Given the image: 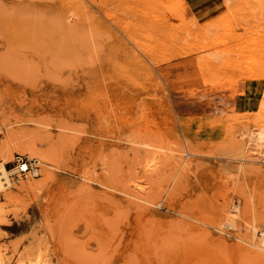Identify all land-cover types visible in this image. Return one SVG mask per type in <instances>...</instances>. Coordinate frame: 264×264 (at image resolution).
Instances as JSON below:
<instances>
[{
	"label": "rangeland",
	"instance_id": "1",
	"mask_svg": "<svg viewBox=\"0 0 264 264\" xmlns=\"http://www.w3.org/2000/svg\"><path fill=\"white\" fill-rule=\"evenodd\" d=\"M50 3L53 82L46 47L41 62L28 38L5 54L0 35V81L35 93L0 84V162L35 166L0 190L8 263L45 240L46 264H264L258 8L201 24L186 0ZM21 128L39 130L40 157L8 144Z\"/></svg>",
	"mask_w": 264,
	"mask_h": 264
},
{
	"label": "bare ground",
	"instance_id": "2",
	"mask_svg": "<svg viewBox=\"0 0 264 264\" xmlns=\"http://www.w3.org/2000/svg\"><path fill=\"white\" fill-rule=\"evenodd\" d=\"M50 2H51V0H50ZM50 2H48L47 0L44 2L41 0H0V28L3 30V32H1L0 35L3 36V38L6 41V49L4 52L5 54L11 49V46L13 43H15L16 41H22V40H25L26 38H28L33 43V47L31 50L32 51L31 56L39 59V62H41L43 59L42 55H44L43 54V52L45 50L44 48L46 47V51H47L48 55H46L47 62L45 64V67H46L45 68V70H46L45 75H47V77L49 79H51V78L53 79L52 74H53L54 68H53L52 44H53V39H54L55 22L57 21V20L55 21V19H57V17H55V13H56L55 7H57V6L54 5L55 3L52 4ZM257 2L260 4V6H258L259 9L261 7H264V0H257ZM259 11L257 9V12H256L257 16H255L257 18L258 22L260 21V19L261 20L264 19V16H263L264 14L262 12H259ZM250 15H251L250 17L252 18L253 15L252 14H250ZM56 16H57V14H56ZM254 20H256V19H254ZM259 23H261V25L263 24V26H264V21H260ZM252 26H258V25L252 24ZM260 40L259 39L254 40L253 45H255V48H252L253 51L257 52L260 50H264V46H263L264 43H263V41H260ZM28 55L29 54H27V56ZM3 58H5V57L1 53L0 54V61L1 62H2ZM257 76H259V75H257ZM259 79H261V78H259ZM6 80L15 83L16 79H14L11 75L10 76L7 75L5 78L1 79L0 84L5 85L4 90L9 91L13 95L22 94L24 96V102L28 99L29 95L35 94L34 91L28 92L24 86L23 87H17L16 85L14 86L10 82L6 85L5 84ZM213 81H214V79L209 80V82H213ZM52 82H53V80H52ZM24 102H20L21 109L24 105ZM262 103L264 105V101ZM0 113L2 114V112H0ZM13 113H14V111H13ZM88 113L89 112H87V114ZM84 115H86L85 112H84ZM14 116H18L17 118H20L19 117L20 115L17 113H14ZM87 116H88L87 118H89V115H87ZM20 119L22 121H27V122L33 121V122H35L32 118H20ZM62 123L58 124V128L62 129V127H63V129H64V126H66V125L64 123H63L64 124L63 125ZM33 131L38 132L39 130L38 131L33 130ZM34 132H32L31 129L29 130L28 128H21L19 130H13V131L9 132V134H8V144L14 145L15 141H16L15 145H17V144H18V146L20 145L19 147H21L24 152L27 150L29 152L38 153L36 150V147H35V143H34V141L36 140L35 136H37V135H35L32 138L33 140L30 138L31 134H34ZM46 133L48 135L47 137L51 136V134L49 132H46ZM62 134L63 133H61V136H63ZM41 152H39L37 154L38 157H40L39 154ZM34 153H31V154H34ZM44 154L42 155V157H44ZM3 155H4V153H3ZM10 174L11 173L8 171V169L5 166V160H1V162H0V190H2L1 192L4 191L3 189H7V188H10L13 186V181L10 177ZM26 176H24V177H26ZM33 186H34L33 183L27 182V183L22 185L21 189L22 190L23 189L24 190L34 189ZM137 193H139V192H137ZM139 195L141 196V194H139ZM147 197H148V195H147ZM57 243H59L58 245H60V246L62 243V249L65 247L67 248V250L69 249L68 246L66 244H64L63 242H57ZM44 245H46L45 240L41 241L37 248L30 247L27 250H25V252L21 253L20 255H18V256L16 255L17 259L13 264H46L45 261L47 259L48 252H47V247H45ZM58 245H56V246H58ZM66 252H69V251H66ZM258 252H260V251H258ZM261 254H263V253H261ZM263 255H262V257H263ZM9 263H8V259L4 256V253L0 250V264H9Z\"/></svg>",
	"mask_w": 264,
	"mask_h": 264
},
{
	"label": "crops",
	"instance_id": "3",
	"mask_svg": "<svg viewBox=\"0 0 264 264\" xmlns=\"http://www.w3.org/2000/svg\"><path fill=\"white\" fill-rule=\"evenodd\" d=\"M192 11L190 16H195L197 21L203 24L205 21H218L220 15L225 11L231 12L235 9L237 0H186ZM252 6H260L257 0H250ZM260 10V11H259ZM264 14V7L258 8ZM264 16V15H263Z\"/></svg>",
	"mask_w": 264,
	"mask_h": 264
},
{
	"label": "built area",
	"instance_id": "4",
	"mask_svg": "<svg viewBox=\"0 0 264 264\" xmlns=\"http://www.w3.org/2000/svg\"><path fill=\"white\" fill-rule=\"evenodd\" d=\"M17 165L13 173H11V179L13 182L19 181L21 177L26 176L28 173L35 170L34 163L24 156L18 155L16 158Z\"/></svg>",
	"mask_w": 264,
	"mask_h": 264
}]
</instances>
